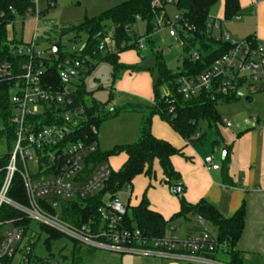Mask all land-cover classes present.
Masks as SVG:
<instances>
[{
  "label": "built area",
  "instance_id": "1",
  "mask_svg": "<svg viewBox=\"0 0 264 264\" xmlns=\"http://www.w3.org/2000/svg\"><path fill=\"white\" fill-rule=\"evenodd\" d=\"M162 2L172 5L174 0H153L152 7L158 8ZM24 17L38 21L40 14L34 7L27 9ZM176 21L177 17L172 22H160L169 29V37L182 46L174 27ZM207 28L216 40L228 44L229 50L203 73L176 79L177 94L184 100L203 92L210 93L211 99L239 97L238 89L243 86L248 97L264 94V44L254 38L233 42L220 30L217 21L210 22ZM112 34L111 30L109 36L105 34L98 51L113 49ZM36 45L34 37L27 44H10L9 54L17 62L0 64V82L9 85V127L13 135L10 148L5 137L7 131L0 136V146L9 149L8 153L0 154V212L9 208L30 223L92 250L171 263L223 264L217 257L207 256L214 250L216 256L225 254L215 236L207 231L183 238L176 235L147 238L135 226L128 227L125 220L128 210L117 196L103 197L97 220L88 218L76 227L61 220L63 206L99 193L112 171L106 162L93 166L86 161L98 148L95 127L90 128L91 140H71L85 117L83 107L76 106L74 100L80 80L85 79L90 57L81 53L82 47L61 60L58 52L54 54L50 49L49 57L45 58L36 51ZM191 59L196 61L198 57L192 53ZM52 66L56 68L55 81L45 73ZM223 125L229 127V122L224 121ZM203 165L213 171L219 169L210 156L203 159ZM15 180L21 183L24 192L21 202L8 197ZM196 223L205 224L200 219ZM0 227H3L0 264H28V256L33 255L31 229L25 231L21 221H0Z\"/></svg>",
  "mask_w": 264,
  "mask_h": 264
},
{
  "label": "trees",
  "instance_id": "2",
  "mask_svg": "<svg viewBox=\"0 0 264 264\" xmlns=\"http://www.w3.org/2000/svg\"><path fill=\"white\" fill-rule=\"evenodd\" d=\"M153 0H128L114 8L101 13L99 16L91 19H84L76 26H63L58 31L59 36L66 34H85L87 40L83 46L82 54L88 55L91 59L84 71L85 77L88 76L95 66L100 62L107 63L111 68V77L114 82L117 79L119 71L127 70L131 72L149 71L139 65L125 66L118 62V56L127 51H135L138 56L141 55L139 42L145 37L132 36L131 28L136 20L147 22L148 31L155 30L158 22L163 21L165 15L164 9L166 3H161L158 8L152 7ZM217 0H174L173 6L177 12V21L174 24L179 38L183 41L182 51L185 55L181 61V70L175 74L170 73L163 62L160 53L154 56V71L157 75V81L153 85V101L148 106V113L142 117L139 128L138 140L133 144L122 145L114 148L109 153H101L97 148L94 154L87 158V163L93 166L105 163L109 156L125 155L126 160L120 169L112 171L109 181L103 189L92 197L77 202L68 203L63 206L60 218L64 222L80 226L86 223L88 218L97 220V211L102 204L103 197L108 195L113 198L119 191L126 187H131L132 181L143 176L149 180L154 178V164L157 163L161 174V184L170 188L173 185H181L182 191L179 201V210L169 220H164L160 214L150 210L147 198L142 196L140 203L128 210L125 220L126 225L135 226L140 230L142 235L147 238H162L172 227V222L178 219L185 221L197 219L211 225L216 230V241L224 248L227 257V264H245L242 253L235 250L236 243L241 235L244 221V208L241 206L231 217H223L214 207L203 200L195 204H190L183 198L184 187L181 184L180 175L173 169L171 159L175 156L182 157V150L173 147L168 142L157 139L150 132V125L153 116H158L163 122L168 124L171 130L179 135L185 143L194 145L201 141L202 137L193 136L194 128L199 120H205L209 125L216 127L222 124L217 111L218 102L227 104L238 100L234 95L214 96L211 99L210 93H200L196 97L184 100L177 94L176 79L181 76H197L207 70L210 65L223 56L229 50V45L216 40L213 33L208 30L210 22L216 21L209 17V10L215 5ZM224 20H231L239 17L238 0H224L223 4ZM35 0H0V64L4 62L16 63L8 51L10 44L20 42H9L6 38V28L16 19L24 20V14L27 9H34ZM159 14V19L156 15ZM112 31L114 47L111 51L102 53L98 51V46L104 38L107 31ZM249 37L247 39H250ZM60 60L65 57L59 50ZM191 53L198 57L196 61L191 59ZM140 58V56H139ZM45 73H49L55 81V66L48 67ZM84 79L76 90L74 104L82 106L85 111L84 120L80 123L78 130L73 134L72 141L91 140L90 128L97 129L101 120L114 116L117 111L111 110L104 115L103 107L94 99L87 104L85 96L88 94L83 85ZM165 86L168 91L167 95L159 93V88ZM139 105L127 107L130 112H136ZM7 131V135H6ZM6 135L8 148L12 143V132L9 127V85L6 82H0V136ZM215 140L212 145L218 144ZM226 158L222 165L226 166ZM8 197L14 201L21 202L24 199V192L21 183L15 180ZM0 221H21L25 231L29 230L30 222L20 214L9 208H2L0 212ZM43 229V228H42ZM49 239H57L61 236L50 232ZM3 227H0V237ZM195 232L197 230L195 229ZM76 247H81L76 244ZM34 244L31 247L33 254ZM93 250L89 249L87 255L90 256ZM217 250L210 252L207 256L216 257ZM78 255L80 253L78 252ZM28 264H45L43 260L37 258L34 254L28 256Z\"/></svg>",
  "mask_w": 264,
  "mask_h": 264
},
{
  "label": "rangeland",
  "instance_id": "3",
  "mask_svg": "<svg viewBox=\"0 0 264 264\" xmlns=\"http://www.w3.org/2000/svg\"><path fill=\"white\" fill-rule=\"evenodd\" d=\"M128 0H35V10L40 14L38 21L33 18L16 19L6 28V38L9 42H22L27 44L32 37L37 40L36 51L43 57H49V51L52 45L59 43V50L65 56L72 54L74 51H79L87 40L85 34H79V38L75 39L76 34H66L59 36L58 31L63 26H76L84 19H91L99 16L101 13L108 11L115 6H118ZM164 22H172L176 17V10L173 5L167 4L164 9ZM220 13V1L217 0L214 6L209 10V17L216 18ZM240 19H247L241 16ZM222 29L227 33L233 41H239L242 38L235 37L232 33L242 34L244 27L236 19L228 21H217ZM168 28L163 22H160L155 30L148 31L147 22L144 20H136L131 28V35L140 37L144 36L143 41L139 45L141 55L139 58V66L149 71H141L137 81H126V71H119L117 79L113 82L111 77V68L105 62L98 63L92 72L85 77L83 85L88 93L85 100L90 103L94 99L103 107L104 115L111 110H116L117 113L109 118L101 120L97 127V142L101 153H109L114 148L122 145L133 144L137 141L141 119L147 114V110L142 108L139 111L131 113L127 109L129 105L134 106L135 103L153 99V85L157 81V75L153 70L154 56L160 53L166 69L175 74L181 70V61L186 55L182 51V47L173 38L168 35ZM109 36V31H107ZM133 53H136L133 51ZM192 54V53H191ZM187 56V55H186ZM135 74V72H134ZM120 82L121 90H114L118 82ZM148 84V87L146 86ZM150 86V87H149ZM159 93L166 95L168 93L165 86L159 88ZM238 100L227 104L218 102L216 111L222 122L230 121L231 124L235 120H249V117L264 116V94H256L252 96L253 102L246 104L245 98H248L246 87L238 89ZM145 107L146 104H145ZM148 108V107H147ZM168 125V124H167ZM232 128H227L222 124H217L216 127L209 125L205 120H199L194 128L193 136L202 137L201 141L194 145H188L176 133L174 143L177 148L194 149V154L197 157L204 158L211 156L215 161L219 162L222 150L220 145H212L215 140H220L221 137H227L232 134ZM175 145V147H176ZM9 149L0 146V154H6ZM124 156H109L108 163L111 170L118 171L123 162ZM151 181L155 190L158 191V181ZM155 185V186H154ZM183 185V184H182ZM147 187V179L138 177L133 181V192L131 194L129 205L127 202L128 195H124L121 191L120 201L127 210L134 206L135 198L141 196L140 190L145 192ZM170 193V188H168ZM150 194V191H148ZM147 193V195H149ZM170 195H172L170 193ZM174 199L175 196H170ZM156 202L161 200L160 194L155 192L154 198ZM178 199V198H177ZM176 199L177 202H179ZM108 201V196L104 198ZM174 228H178L181 233L190 232L192 229L198 231H207L212 236L216 235V230L211 225L205 223L198 225L194 220L185 221L178 219L172 222ZM32 242L34 244L33 254L43 260L45 264H184L171 263L168 261H159L154 258H147L129 254H117L104 250H93L90 256L87 255L88 248L76 247L75 243L70 239L61 236L57 239H49L48 232L44 231L38 224L30 223ZM78 252L80 255H78ZM218 260L225 264L227 263L225 255H219Z\"/></svg>",
  "mask_w": 264,
  "mask_h": 264
},
{
  "label": "crops",
  "instance_id": "4",
  "mask_svg": "<svg viewBox=\"0 0 264 264\" xmlns=\"http://www.w3.org/2000/svg\"><path fill=\"white\" fill-rule=\"evenodd\" d=\"M219 1L220 13L213 19L224 22L226 21L223 16L224 0ZM238 6L239 17L234 19L238 20L240 26L244 27V31L242 34L232 33L235 37L242 38L237 42L252 37L256 42L264 44V0H238ZM241 16L247 17V19H240ZM219 26L220 30L224 32L222 26ZM228 37L233 41L229 35ZM118 62L125 66L139 65V56L133 51L123 52L118 56ZM125 75L127 76L126 81L130 83L138 80L139 73L135 72L134 74V72L126 71ZM120 82L121 80L116 88L112 89L120 91ZM146 86L148 87V84ZM248 98L252 99V97ZM139 100L141 101L135 103V105L141 106L142 104L141 107L145 108L148 113L147 107L152 104L153 99L148 100V102L142 99ZM145 104L147 107H145ZM248 119L235 120V123L232 124L227 120L229 122L227 128H232L233 132L218 140V145L226 149V166L223 167L222 165L224 160H222V156L219 162L212 157L213 163L219 167L216 171L204 167L203 159L208 156L204 158L196 157L194 149L187 148L183 153L182 148H177L178 145L174 143L176 134L158 116L152 117L150 132L155 138L164 140L173 147L176 145L175 148L182 150L183 156L173 157L171 164L173 169L180 175L181 184L184 187L183 198L187 203L195 204L203 200L227 218L233 216L243 206V229L235 250L243 254L245 264H264V116L249 117ZM123 156L121 166L126 160L125 155ZM106 163L109 165L108 160ZM138 177L147 179V187L145 192H142V189L140 190L142 194L138 199L135 198L136 202L132 207L137 206L142 196L145 195L150 210L160 214L164 220H169L178 212L179 202L176 201V197V199L170 197L172 195H170L168 187L161 184L162 174L157 163L154 164V178L149 180L143 176ZM133 181L129 189L124 188L121 190L126 196L130 193L127 196V205L130 203L133 192ZM151 181L154 184L158 181V191L152 186ZM148 191H150V194ZM155 192L160 194L161 200L159 202L153 199ZM116 196L120 201L121 195L117 193ZM199 233L200 231L195 232V229L187 233H181L178 228L172 226L166 236L176 235L183 238L197 236ZM216 257L218 258L219 255Z\"/></svg>",
  "mask_w": 264,
  "mask_h": 264
},
{
  "label": "water",
  "instance_id": "5",
  "mask_svg": "<svg viewBox=\"0 0 264 264\" xmlns=\"http://www.w3.org/2000/svg\"><path fill=\"white\" fill-rule=\"evenodd\" d=\"M159 17H160V15L157 14L156 18L159 19ZM51 49H52V53L56 54L58 52V45L57 44L52 45ZM244 102L246 104H250V103H252V99L245 98ZM225 155H226V149L222 150V153H221L222 160L225 158ZM181 191H182L181 185H173L170 187V193L177 198L180 197Z\"/></svg>",
  "mask_w": 264,
  "mask_h": 264
}]
</instances>
